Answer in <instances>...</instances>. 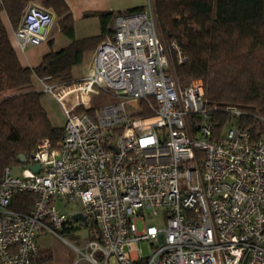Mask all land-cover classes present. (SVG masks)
Wrapping results in <instances>:
<instances>
[{
    "label": "built area",
    "instance_id": "1",
    "mask_svg": "<svg viewBox=\"0 0 264 264\" xmlns=\"http://www.w3.org/2000/svg\"><path fill=\"white\" fill-rule=\"evenodd\" d=\"M53 20L30 4L17 48L42 43ZM112 23L86 76L38 78L65 109L63 136L56 146L38 140L20 174L3 169L0 264H31L38 236L61 237L75 214L97 227L85 253L78 250L90 264H264V129L242 128V111L231 106L216 129L202 81L183 85L172 70L186 56L175 40L165 44L153 0ZM95 95L111 102L96 106ZM23 193L32 203L15 210L12 199ZM58 201L76 209L62 212ZM153 217L161 225L148 223ZM143 241L148 256L137 246Z\"/></svg>",
    "mask_w": 264,
    "mask_h": 264
},
{
    "label": "trees",
    "instance_id": "2",
    "mask_svg": "<svg viewBox=\"0 0 264 264\" xmlns=\"http://www.w3.org/2000/svg\"><path fill=\"white\" fill-rule=\"evenodd\" d=\"M34 0H0V176L6 166L22 165L38 140L48 138L56 146L63 127L51 123L42 105L43 92L35 90L33 80L48 78L57 83L71 81L73 67L80 65L87 52L94 50L114 33L113 16L118 12H88L98 19L97 35L76 38L73 18L65 0H40L43 8L57 17L58 27L69 43L50 49L35 67L19 62L3 21L12 29L19 25L25 9ZM157 25L163 37L175 40L186 56L175 64L181 84L201 80L204 100L217 112V130L228 121L225 107L242 111L238 123L255 134L264 129V0H154ZM136 7L126 10H140ZM32 195H16L15 210L26 211ZM31 259V264L48 257Z\"/></svg>",
    "mask_w": 264,
    "mask_h": 264
},
{
    "label": "rangeland",
    "instance_id": "3",
    "mask_svg": "<svg viewBox=\"0 0 264 264\" xmlns=\"http://www.w3.org/2000/svg\"><path fill=\"white\" fill-rule=\"evenodd\" d=\"M154 1V0H153ZM32 4L38 5L43 7L40 4V0H34L31 2ZM58 19L54 16L53 26L54 29L56 28V23ZM85 32L87 35H83L84 33L80 32V29L77 27L75 30V37L76 38H83V36H92L98 34L100 32L99 22L97 19L90 20L88 22H84ZM77 26H81L78 24ZM160 31V34L165 42L168 43V40L163 37V33ZM61 39H65L61 37ZM44 45V44H42ZM48 47L53 50L60 48V44L58 43V39H55L54 44H47ZM91 53L87 52L85 54L84 60L80 65H77L73 68L72 77L73 79H80L88 74L89 67L91 64ZM172 70L175 72V64L172 62ZM33 87L35 90H41L40 84L34 79L33 80ZM42 105L44 106L45 110L47 111L48 117L51 123L55 126H63L66 118L65 109L61 105V103L51 96L50 94L43 93L41 98ZM91 102L99 106L100 103L107 104L110 103V99L104 96H92ZM21 165H16L12 169V174H20ZM57 207L62 212H69L76 209L74 203H67L66 201H58ZM70 224L66 225L65 228L58 229V233L61 237L50 233V232H43L37 238V245H38V257H48L46 261H43L38 264H90L88 261L84 259L82 254L78 253L80 249L81 252L85 253V245L88 240L97 236V227L88 220V223L85 225L80 221H69ZM148 223L154 225H161L160 218L153 217L148 220ZM141 229V226H138ZM141 248V252L143 256L150 255L152 251V247L150 243L147 241L139 242L138 245ZM37 257V258H38ZM78 260V262H76Z\"/></svg>",
    "mask_w": 264,
    "mask_h": 264
},
{
    "label": "crops",
    "instance_id": "4",
    "mask_svg": "<svg viewBox=\"0 0 264 264\" xmlns=\"http://www.w3.org/2000/svg\"><path fill=\"white\" fill-rule=\"evenodd\" d=\"M65 2L67 3L70 9L72 18H73V27H74V34H75V30H77V27L80 29L81 33L85 32L84 27H86V25H84V22L97 19V17L95 16H85V14L88 12H97V11L118 12L119 11L120 13H125L126 10L128 9H132L136 7H143L146 3V0H65ZM3 21L7 28L11 44L14 47L17 57L19 59V62L21 63L22 66H25V67L37 66L40 62L41 56L50 50L47 44L53 45L55 39H58L60 48L69 43V40L63 34H61L58 24L56 23L55 29H54V26L51 25L50 29L46 33V39L42 43L36 46L27 47L24 51H21L17 48L16 42H15L14 33L16 29L11 28L5 16H3ZM78 24H81V26H77ZM83 35H87L86 32ZM61 37L65 39L63 40L61 39ZM96 48L90 51L92 57L95 53ZM92 57H91V60H92ZM89 70H90V67H89Z\"/></svg>",
    "mask_w": 264,
    "mask_h": 264
},
{
    "label": "water",
    "instance_id": "5",
    "mask_svg": "<svg viewBox=\"0 0 264 264\" xmlns=\"http://www.w3.org/2000/svg\"><path fill=\"white\" fill-rule=\"evenodd\" d=\"M20 161L22 163H25L26 162V158L23 156V155H20ZM29 167L34 171V172H37L38 171V168H39V165H35V166H31L29 165ZM72 219L74 221H77V220H82V221H85V217L83 215H80V214H75L72 216Z\"/></svg>",
    "mask_w": 264,
    "mask_h": 264
}]
</instances>
